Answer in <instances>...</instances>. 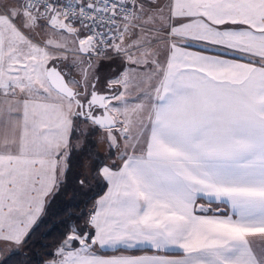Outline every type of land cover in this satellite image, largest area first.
Instances as JSON below:
<instances>
[{
	"label": "snow or ice",
	"instance_id": "6c2138e0",
	"mask_svg": "<svg viewBox=\"0 0 264 264\" xmlns=\"http://www.w3.org/2000/svg\"><path fill=\"white\" fill-rule=\"evenodd\" d=\"M0 102V241L91 142L43 264H264V0H0Z\"/></svg>",
	"mask_w": 264,
	"mask_h": 264
},
{
	"label": "trees",
	"instance_id": "16d2710c",
	"mask_svg": "<svg viewBox=\"0 0 264 264\" xmlns=\"http://www.w3.org/2000/svg\"><path fill=\"white\" fill-rule=\"evenodd\" d=\"M83 159L71 157L62 183L49 195L43 213L32 226L30 234L14 250L3 253L0 264H43L50 258L47 253L55 248L68 223L83 224L91 202L105 188V183L95 178L93 163L92 177L84 187L80 186L79 180L84 176Z\"/></svg>",
	"mask_w": 264,
	"mask_h": 264
},
{
	"label": "rangeland",
	"instance_id": "374dc122",
	"mask_svg": "<svg viewBox=\"0 0 264 264\" xmlns=\"http://www.w3.org/2000/svg\"><path fill=\"white\" fill-rule=\"evenodd\" d=\"M116 67V65H111V68L114 69ZM105 70H106V75L110 76L111 75V70L109 68V66H105ZM109 72V74H108ZM135 90H133L134 92ZM1 135H3V129L0 128V137H2ZM90 141H94L96 139L95 135H93L92 137L89 138ZM106 150V146L102 145V144H98V143H88L87 146L85 147V149L82 152H77L73 154V158H84L83 159V166H82V172L83 175L84 174H88L89 177H92V163H93V159L95 158L97 153H102ZM202 202V201H201ZM18 246V245H17ZM15 249V247L13 248V250ZM114 254V253H112Z\"/></svg>",
	"mask_w": 264,
	"mask_h": 264
},
{
	"label": "crops",
	"instance_id": "0c3cea01",
	"mask_svg": "<svg viewBox=\"0 0 264 264\" xmlns=\"http://www.w3.org/2000/svg\"><path fill=\"white\" fill-rule=\"evenodd\" d=\"M104 74L106 73V70H105V68H104ZM108 74H109V72H108ZM106 75V74H105ZM0 107H3V104H2V102H0ZM2 136V135H1ZM64 177V175L62 176V178ZM54 190V189H53ZM107 190V188H106V186H105V188L103 189V191H102V193H100L95 199H93V201L91 202V204H90V207H89V211H88V213L92 210V208H93V205L95 204V202H96V200L99 198V196H101V195H103V193H104V191H106ZM53 192V191H52ZM51 194V193H50ZM49 194V195H50ZM49 195L45 198V202H46V200L48 199V197H49ZM45 206V205H44ZM43 213V212H42ZM42 213L37 217V219L42 215ZM86 218H87V216H86ZM36 219V220H37ZM36 222V221H35ZM16 248V247H18L17 246V244H15V243H10V242H4V241H0V258H1V256L3 255V253H7V252H9V251H12L13 250V248ZM102 254V253H101ZM136 254H139V253H136ZM103 255H113V254H103Z\"/></svg>",
	"mask_w": 264,
	"mask_h": 264
}]
</instances>
